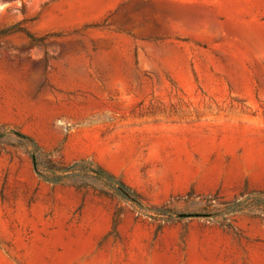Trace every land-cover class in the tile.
<instances>
[{"label":"rangeland","instance_id":"obj_1","mask_svg":"<svg viewBox=\"0 0 264 264\" xmlns=\"http://www.w3.org/2000/svg\"><path fill=\"white\" fill-rule=\"evenodd\" d=\"M2 133L0 264H264V0H0Z\"/></svg>","mask_w":264,"mask_h":264},{"label":"trees","instance_id":"obj_2","mask_svg":"<svg viewBox=\"0 0 264 264\" xmlns=\"http://www.w3.org/2000/svg\"><path fill=\"white\" fill-rule=\"evenodd\" d=\"M4 134H8V133H2L0 134V136H3ZM9 134H12L15 137L24 140L30 144L31 148L33 149V151L29 152V158L31 161L32 169L41 180L51 184H63L72 177L91 178L96 182H98L102 186L103 190L110 196L115 197L126 203H129L138 210H143L144 208H147L144 205L142 198L131 187L126 185L123 181L115 177L113 174L109 173L101 166L88 160H80L68 166L53 168V170L49 172L48 176H43L41 173L37 171L38 168V160L36 156V152L38 150L37 144L31 138L21 133L10 132ZM252 206L253 207L262 206V208L264 209V192L254 193L246 197L242 201H237L226 205L225 208L228 213H237V212H242L245 208ZM148 209L151 213H153L156 216H168V217L182 216V217H193V218L207 217V215L200 213H192L188 215L186 214L176 215L171 210L165 207H148Z\"/></svg>","mask_w":264,"mask_h":264}]
</instances>
